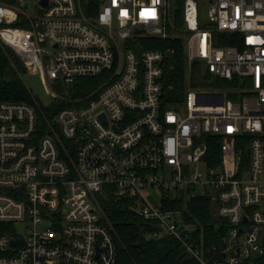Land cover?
Instances as JSON below:
<instances>
[{"label":"built area","instance_id":"1","mask_svg":"<svg viewBox=\"0 0 264 264\" xmlns=\"http://www.w3.org/2000/svg\"><path fill=\"white\" fill-rule=\"evenodd\" d=\"M44 1L0 0V43L50 99L0 102V264H118L108 188L159 223L148 239L173 237L200 264H264V0H208L207 27L198 0ZM140 36L183 40L189 72L200 62L236 86L165 109L176 50ZM167 191L211 197L219 244L159 207Z\"/></svg>","mask_w":264,"mask_h":264},{"label":"trees","instance_id":"2","mask_svg":"<svg viewBox=\"0 0 264 264\" xmlns=\"http://www.w3.org/2000/svg\"><path fill=\"white\" fill-rule=\"evenodd\" d=\"M182 10L173 12L176 24L182 23ZM138 48H166L176 50L174 57L167 61L164 81V108L176 109L187 95V90L227 89L236 83L213 79L203 64L195 62L189 72L183 40L169 38L162 40L149 36H140L135 41ZM223 42L219 45H231ZM27 68L15 51L0 43V102H32L31 92L23 81ZM86 84V83H85ZM235 94H230L232 98ZM237 95V94H236ZM50 111L46 109L47 116ZM216 151V148H215ZM211 150V152H215ZM100 205L118 235V264H200L187 253L185 247L175 238L166 236L161 239H148L155 231H161L159 223L148 221L136 210L138 201L131 198L118 199L113 189L108 188ZM156 202L163 210L181 211L182 227L191 232L193 240L207 246L219 244L221 232L214 223V204L209 196L189 198L181 191L163 192L157 195ZM9 226L0 223V235L9 233Z\"/></svg>","mask_w":264,"mask_h":264},{"label":"rangeland","instance_id":"3","mask_svg":"<svg viewBox=\"0 0 264 264\" xmlns=\"http://www.w3.org/2000/svg\"><path fill=\"white\" fill-rule=\"evenodd\" d=\"M199 5H200V26L201 27H207L210 24V19H209V2L208 0H198ZM170 32L174 34V31L170 29ZM9 48V47H8ZM23 81L26 87L29 89L31 92V98L32 96H35V98L44 104H49L50 99L47 95L45 86L43 82L41 81L39 76L32 75L27 71V74L23 76ZM219 92H225L224 89H221ZM33 101V99H32ZM200 170L205 171L206 168L204 164L201 162L200 165ZM99 200H101L102 196L97 195Z\"/></svg>","mask_w":264,"mask_h":264},{"label":"water","instance_id":"4","mask_svg":"<svg viewBox=\"0 0 264 264\" xmlns=\"http://www.w3.org/2000/svg\"><path fill=\"white\" fill-rule=\"evenodd\" d=\"M46 2H47V0H45L44 2H43V5H46ZM102 118L106 121V123H107V120H106V117H105V115H103L102 116ZM214 223H218L219 222V218L217 217V216H215L214 217ZM23 242H16V241H14L13 242V245H21Z\"/></svg>","mask_w":264,"mask_h":264}]
</instances>
